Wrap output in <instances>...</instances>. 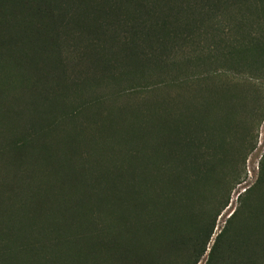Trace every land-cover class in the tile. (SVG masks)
Segmentation results:
<instances>
[{"label": "trees", "instance_id": "16d2710c", "mask_svg": "<svg viewBox=\"0 0 264 264\" xmlns=\"http://www.w3.org/2000/svg\"><path fill=\"white\" fill-rule=\"evenodd\" d=\"M264 0H0V264H264Z\"/></svg>", "mask_w": 264, "mask_h": 264}, {"label": "rangeland", "instance_id": "374dc122", "mask_svg": "<svg viewBox=\"0 0 264 264\" xmlns=\"http://www.w3.org/2000/svg\"><path fill=\"white\" fill-rule=\"evenodd\" d=\"M254 134L256 135L255 148L247 156L245 163V169L247 173L246 184H242L234 190L228 208L222 213V215L218 219L217 222L218 228H220L223 225L224 219L228 218L235 209V202L238 194L240 192H243L247 185L254 183L257 177L259 163L261 161V158L264 156V119L254 131Z\"/></svg>", "mask_w": 264, "mask_h": 264}]
</instances>
